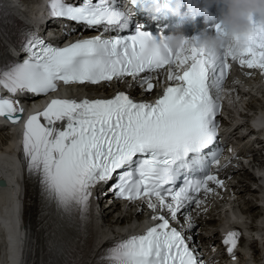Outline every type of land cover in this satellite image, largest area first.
I'll return each mask as SVG.
<instances>
[{"label":"snow or ice","instance_id":"1","mask_svg":"<svg viewBox=\"0 0 264 264\" xmlns=\"http://www.w3.org/2000/svg\"><path fill=\"white\" fill-rule=\"evenodd\" d=\"M128 3L134 10L152 4V13H157L168 9L171 0ZM48 8L51 17L90 28L105 25V31L126 29L129 17L134 16V12L117 7L115 0H82L79 6L50 0ZM251 23V31L235 54L229 50L215 57L189 45L186 38L175 48L169 47L165 37H154L142 24H137L131 35H96L65 47L26 32L20 50L27 58L0 69V88L13 97L17 93L54 92L57 81L96 85L123 77L139 78L140 85L146 84L151 92V77L141 74L165 66L168 81L177 82L164 88L154 103L137 102L118 92L110 99H52L42 111L29 115L24 122L21 163L29 177L38 180L43 206L54 204L57 214L69 222L77 216L84 221L90 189L121 170L108 191L117 199H144L153 212L159 206L176 221L181 209L201 203L193 194L202 189L212 191L209 181L222 187L223 181L205 171L199 178H185L177 189L172 166L214 144L218 94L230 67L229 58L264 75V25L254 19ZM212 28L221 31L219 24ZM23 111L17 100L0 97V117L17 123ZM152 219L159 223L142 235L117 242L97 264H201L185 235L171 226L168 218L154 215ZM192 227L189 218L188 228ZM238 237V232L231 231L222 241L230 255Z\"/></svg>","mask_w":264,"mask_h":264},{"label":"bare ground","instance_id":"2","mask_svg":"<svg viewBox=\"0 0 264 264\" xmlns=\"http://www.w3.org/2000/svg\"><path fill=\"white\" fill-rule=\"evenodd\" d=\"M24 5V4H23ZM25 8H30V12L33 11V4H29L27 7L24 6ZM110 35H113L110 34ZM229 98V95L225 97V100L227 101ZM242 100H245V98H240L237 99V101L243 102ZM258 101V100H257ZM259 102V101H258ZM232 105V103H231ZM235 106V105H234ZM250 107L255 109V107L251 104H249L246 108ZM236 108H233V111ZM256 114L258 116L257 120H261L262 117H264V111L261 110L258 113H253ZM248 127V125H246ZM242 126H240L238 128V130L241 129ZM15 126H11V132H15L16 131ZM243 129H246V127H242ZM259 134V132L257 133ZM0 160L1 158L4 159L6 161L5 165H1L3 170L6 171L8 169V167H11V162L8 161L9 159V154L8 151L11 149V146L13 145V143H11V145L8 147V149L3 153V149H1V147L6 143V140L3 141L2 140V135L0 134ZM239 137H237L236 141L239 142ZM253 152L256 153V155H258V159L260 160L261 158L264 159V149H258V146L255 147V149H253ZM263 153V155H262ZM8 158V159H7ZM1 163V162H0ZM8 171H10L8 169ZM5 172L6 174H12V167H11V171L9 172ZM258 175L264 173V169L262 167L258 168L257 171H255ZM259 180H261V177L258 178ZM238 186H232L231 190H235V195L232 196V198L235 197V199L232 201L234 205H236L237 203V207L243 212V214L250 220H248L246 218V220L251 221L250 223H245V227L249 226V224H251L253 226L250 227L253 230L254 233V238H256L257 240L253 241L255 245H257L258 243V239L259 242H263L264 241V228H262V226H264V211H259V205L258 203H261L262 205L264 204V190L260 189L261 191H256L250 188L249 184L245 183V181L243 180H239L237 181ZM14 194V187L12 186H7L5 189H0V264H19V253H20V249L22 248V241H23V234L21 233L22 230L19 232H17L18 234L15 235L14 237V243L16 244H12V241H9L8 237L6 234H4V227H5V222L4 220V216L2 214V210H6L9 206V201L11 202L10 199V195ZM251 195L253 198H248L247 196ZM13 200V197H12ZM8 201V203H7ZM241 201V202H240ZM14 203V202H13ZM13 206V205H12ZM15 206V205H14ZM264 209V205L260 206V208ZM216 208V207H214ZM214 208L211 205H206L203 207V211L205 212V214L208 217H214V215L212 214V212L214 211ZM142 210L131 213L128 212L127 214H123V212L120 209V206L117 204H112L109 205L106 209H104L103 213H104V217H103V221L105 222L104 224V231H105V235H110V233H118L120 229L123 228H128L132 219H140L142 218L143 214H142ZM250 213L252 215V217L250 216ZM14 214V213H13ZM242 215V219L245 218V216ZM15 220V218H14ZM249 228V227H247ZM249 228V230L251 231V229ZM120 232H122L120 230ZM17 235H19V237H17ZM18 239H17V238ZM30 239V254H29V258H28V264H43V260H44V253H45V247L43 245V240L41 238V233L37 232V234L35 235L34 231L32 230V235L29 236ZM262 250H264V243H262ZM96 253V245H94L93 247H91L90 251H89V256L88 259L91 258V260L94 258V255ZM14 261V262H13Z\"/></svg>","mask_w":264,"mask_h":264},{"label":"clouds","instance_id":"3","mask_svg":"<svg viewBox=\"0 0 264 264\" xmlns=\"http://www.w3.org/2000/svg\"><path fill=\"white\" fill-rule=\"evenodd\" d=\"M180 0H171L175 8ZM188 10L192 17L198 16L209 7H215L218 15L213 25L219 24L221 31H201L199 35L187 39L188 44L205 49L212 57L231 51L233 54L244 43L246 35L252 29L254 19L264 25V0H187ZM154 6L146 4L144 10L152 13ZM182 35L169 36L166 42L175 48L183 40Z\"/></svg>","mask_w":264,"mask_h":264},{"label":"water","instance_id":"4","mask_svg":"<svg viewBox=\"0 0 264 264\" xmlns=\"http://www.w3.org/2000/svg\"><path fill=\"white\" fill-rule=\"evenodd\" d=\"M1 186L2 187H6V183L5 182H1ZM8 203V201H7ZM9 203H11L9 201ZM2 214L4 216V222H5V227H4V234L7 235V237L9 238L8 240L9 241H12V244H16L14 243V237L16 235V232H15V225H14V222H13V217H12V206H8V208L6 210H2ZM14 262V261H13Z\"/></svg>","mask_w":264,"mask_h":264},{"label":"rangeland","instance_id":"5","mask_svg":"<svg viewBox=\"0 0 264 264\" xmlns=\"http://www.w3.org/2000/svg\"><path fill=\"white\" fill-rule=\"evenodd\" d=\"M24 1V0H23ZM248 103L249 104H251V105H254V106H257L258 107V101L256 100V98L255 97H251V98H248ZM0 134L2 135V140L3 141H5V139H7L8 138V136L10 135V133H8L7 131H3V132H1L0 131ZM1 140V139H0ZM0 146H1V144H0ZM248 198H253L254 199V197H252L251 195H248L247 196ZM241 202V201H240ZM236 205H237V203H236ZM258 205H259V211H264V209L261 207L260 208V206H263L261 203H258ZM250 216L252 217V215H251V213H250ZM246 217V216H245ZM247 218V217H246ZM248 219V218H247ZM248 220H250V219H248ZM255 248V247H254ZM257 254V253H256Z\"/></svg>","mask_w":264,"mask_h":264}]
</instances>
